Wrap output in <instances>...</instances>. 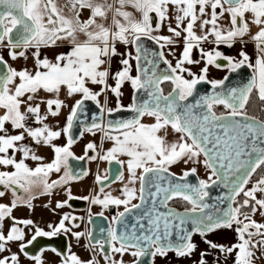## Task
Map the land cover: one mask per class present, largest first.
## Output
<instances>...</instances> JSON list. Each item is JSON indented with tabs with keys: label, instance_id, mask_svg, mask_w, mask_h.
I'll list each match as a JSON object with an SVG mask.
<instances>
[{
	"label": "snow or ice",
	"instance_id": "1",
	"mask_svg": "<svg viewBox=\"0 0 264 264\" xmlns=\"http://www.w3.org/2000/svg\"><path fill=\"white\" fill-rule=\"evenodd\" d=\"M169 6L175 9L176 27L168 26L170 36L154 35L168 19ZM129 7L140 14L139 19L127 10ZM85 10L89 12L87 19L82 18ZM225 13L230 18L228 29H222L217 23ZM205 16L210 18L202 19ZM198 21L201 35L194 31ZM208 25L211 27L206 28ZM250 25L257 28L251 35L256 49L254 62L243 50L237 60L215 49L204 51L201 48L205 66L199 74L184 66L200 63L192 59V51L208 36L214 37L217 45L223 43L232 47L237 39L243 40L250 34ZM182 32L183 51L173 66L164 49L174 44V37H181ZM144 39L153 41L160 51H149L143 44ZM60 42L70 44V50L56 53L52 59L41 57L42 48L58 47ZM117 44L131 45L135 48V55L119 52ZM0 47L8 50L13 61L18 56L25 57L28 49H33L34 57L33 71L27 68L17 70L0 56V110H3L0 114V166L13 169L0 171V186L11 190L14 196L11 206L0 204V253L6 251L8 242L19 241V249L24 252L37 237H52L61 231H71L65 226L70 218L64 215L57 225H48L51 231L36 227L34 234L24 243L25 231L17 225L27 227L33 222L18 220L11 214L18 202L30 206L33 189H42V193L50 194L54 187L80 178L71 173L67 163L73 156L70 148L74 142L71 135L74 118L83 111L84 101H93L101 112L105 111L107 97L103 106L98 97L107 92L117 98L116 109L107 108V111L120 110V90L128 82L133 95L127 110L135 115L131 119L108 122L107 129L118 135H109L102 124L96 123L95 116L92 125L85 129L89 132L93 129L103 131V138L112 140L113 147L99 159L109 163L115 161L122 166L126 164L128 172V182L121 189L123 198L104 193L103 187L100 188L103 199L99 195L83 197L104 208L123 206V211H117L112 217L106 239H95L92 243V233H87L93 251L100 250L104 264H124L122 257L126 253L134 258L132 264H155L156 257L167 258L169 253L177 258L192 256L197 251L193 235H199L209 248L223 253L225 259L234 255L233 264H256L259 259L257 250L264 255V222L253 218L257 213L264 218V175L259 176L250 188L246 187L253 174L264 167V146H261L264 145V120L249 115L247 111L255 99L261 106L260 111L264 112V0H113L111 3L109 0H65L63 6H58L56 0H0ZM18 49L23 50L16 51ZM168 55L174 54L169 52ZM115 56L121 57L122 68L113 75L110 68L102 66L110 65ZM218 60H226L231 72L243 66L251 69L247 83L224 90L228 77L208 81V66L222 67ZM131 61H135V75L132 74ZM161 63L166 65L163 70L159 67ZM184 73L189 78H185ZM109 79L115 82V86L108 83ZM165 82L172 85L166 95L161 88ZM201 82H208L213 90L221 91L200 95L194 98V102H189ZM89 85L99 86V90H93ZM62 88L67 90L69 97L79 95L80 99L75 100L62 129L68 137L67 144L59 147L52 141L60 138L62 132L51 130L44 122L47 116L40 114V103H35V100L41 90L58 97ZM141 91L146 94V99H140L138 94ZM41 102L46 103L47 112L53 117L58 116L65 106L59 98L42 99ZM217 105H222L227 113L218 115L214 110ZM30 115L42 126L29 127ZM145 116L153 117L155 122L142 123L141 118ZM8 124L12 129L20 130L19 134H9ZM168 126L179 134L176 142L168 143L158 135ZM26 136L37 145L42 143L52 147L55 158L51 163L34 169L25 163L28 158L42 159L33 154L31 148L18 143ZM95 147L89 143L85 155L88 150L95 151ZM10 150L21 153L23 158L17 160L9 154ZM121 156L127 160H121ZM91 159L97 157L92 156ZM180 161L185 164L202 163L210 172L207 180L198 178L196 184L188 183L187 178L197 171L193 167L176 177L178 182H173L169 177L175 174L169 169ZM62 167L64 175L49 183V174L60 172ZM106 179L107 175L96 177L97 183L101 184ZM115 179L123 180V173ZM137 181L139 189L134 186ZM213 186L227 189V194L212 197L216 203L209 204L206 198L210 197L208 189ZM152 188L155 190L151 191ZM17 189L28 194L27 198L17 196ZM4 195L5 191H0V197ZM176 198L186 201L191 207L184 212L167 209L168 201ZM69 199H73L70 194ZM136 200L140 203H133ZM225 203L226 206L221 207ZM66 204L67 201L57 202L56 207L62 208ZM159 208L167 211H159ZM128 215H131L130 225L125 220ZM5 218L11 220L6 232L3 230ZM188 224H191L190 231L185 227ZM221 229H234L237 242L225 246L207 239L209 234ZM100 231L103 233L104 229ZM71 234L77 240L85 235L81 232ZM106 246L108 251H105ZM56 254L61 255L60 252ZM116 255L121 259H116ZM206 256L207 252H200L197 264H207ZM149 257L152 258L150 262ZM30 258L36 264H43L40 256ZM0 264H19V258L15 253L0 256ZM63 264L99 262L95 257L84 262L72 253L63 256Z\"/></svg>",
	"mask_w": 264,
	"mask_h": 264
},
{
	"label": "crops",
	"instance_id": "2",
	"mask_svg": "<svg viewBox=\"0 0 264 264\" xmlns=\"http://www.w3.org/2000/svg\"><path fill=\"white\" fill-rule=\"evenodd\" d=\"M82 13L85 16V18L88 17V13L86 12V10L82 11ZM256 31H257L256 26L250 25V34L249 35L251 36V35L255 34ZM159 35H169L170 36L171 34L169 32H167V34L160 32ZM182 37H183V32H182L181 37H174V40H175L174 44L168 45L164 49L165 54H166V58L172 62L173 66L175 65L176 60L179 59V57L183 51V49H182L183 48ZM80 38L83 39V36H81ZM245 44H246L245 45L246 47L243 48L242 43H239V42H234L232 47H228L226 44H223V43L217 45L214 42H210V43L209 42H205V43L201 42L200 45L196 48V51L195 52L192 51V59L198 60V61H200V63H198V64L194 63L191 65L185 64L184 66L186 68L190 69L193 73L199 74L200 69L205 66L204 58L201 56V48L204 51H212L213 49H215L216 51H220L224 56L232 57V58L237 59V60L240 58L239 57L240 51L243 50L244 52H246L248 54V56L250 57L252 62H254L255 58H256L255 43H254V41L251 40V41L246 42ZM70 47H71L70 44H68L66 42H60L58 47L42 48L40 50V54H41V57H48L49 59H52L56 53L66 52V51L70 50ZM117 48H118V51L121 53L131 52L133 55H135L131 45L125 46L123 44H117ZM3 52H4L3 50L0 51V56H3V58L5 59ZM32 52H33V49L26 50L25 51V57H21V59L18 60L17 62H13L11 66L17 70H23V69L27 68L29 70L34 71V57L32 55ZM169 52L173 53L174 55H168ZM120 59H121L120 56H115L111 59L110 65L106 64L102 67L110 68V72L114 75L116 71H119L122 68V65L120 64ZM131 63L133 64L132 74L135 75L134 61H131ZM224 73H225V68H222V67L217 68L213 65H209L208 66L207 79L209 81L219 80L221 77H223ZM184 75H185V78H189L187 76V73H184ZM108 83L112 86H115V82L111 79H109ZM89 87H91L93 90H96V91L99 90V86L89 85ZM132 90L133 89L131 88L130 83L125 82L122 85L121 90H120L122 92V95L119 97V102L122 105V107L129 106ZM105 96L107 97V101H108L105 110H107V108H111V109L116 108L117 98L111 92H107L104 95H101L100 97H98L101 106L104 105ZM54 98H59L60 100H62L64 102V105H65L64 107H62L60 109L59 115L55 116V117L48 114L47 108H46V103L41 102L42 99L46 101L47 99H54ZM77 99H80L79 95L69 97L67 95V90L62 88L58 97L54 93H46L43 90H41L37 94V98L35 100V103H40V108H41L40 114L47 116V119L44 122L49 125L50 129L53 131H61L62 132L63 127L67 123V116L70 114L71 107L73 106V104L75 103V100H77ZM53 110H55V106H53ZM2 112H3V110H0V114H2ZM141 120H142V123H144V124H152L155 122L153 117H148V116L141 118ZM28 126L35 128V127H41L42 125L37 124L34 117H32L30 115L29 120H28ZM6 127L8 128L9 134H19L20 130L12 129L10 124L6 125ZM83 132H87L86 137L84 139H82V141L78 140L79 142L77 141L78 143H75L70 148V151L72 152V154L75 157H77V155L82 153V151H84V149H86V146L89 143L94 144L96 137H98V138L104 137V133L101 130H95L92 132H89V131H83ZM158 133L160 135L162 133V130ZM82 135H83V133H82ZM18 143L28 146L29 148L32 149L33 154L42 158L40 160H35V168L37 166H40L43 164L51 163L52 160L55 158V153L53 152L51 146L43 145L42 143L39 145H37L35 143V146H34V141L32 140L31 137L26 136V139L24 141H21ZM66 143H67L66 135H64L63 132H62L60 138L52 141V144L59 146V147L66 145ZM109 143H111V145H113L112 141ZM103 144H106V143L104 142ZM103 144H102V146H103ZM111 145H110V147H111ZM93 152H94L95 156L97 157V155H98L97 150H95ZM9 154L13 155L17 160L23 158L22 154L19 152L13 153L12 150H10ZM99 156L97 157V159L87 162V166H89L87 171L89 172L88 174H90V177H88V179L86 181H84V183L82 184L84 186V192L81 194L82 196H87V197L91 198L93 196L99 195L100 198L103 199V193H100V188H98L97 186L94 185V181H96L97 175L102 177L104 175V172H105L106 161L99 159ZM120 159L126 161L127 157L121 156ZM31 162H32L31 158H28L25 160V163L27 165H30ZM123 166H125V165H123ZM126 169H127V167H126ZM126 172H127V170H126ZM138 174H139V170H138ZM122 181L120 180V181L114 182V183H112L106 187H103L104 193H110L113 197L123 198L121 189L125 185H123ZM134 186L138 189V181H137L136 185H134ZM73 189L75 190V189H77V187H73ZM77 193H74V195H77ZM93 205H94L93 206L94 211H99L103 214H105L108 210V207H111V206L114 207V210L116 213H117V211H121L123 209V206L117 207L115 205H109L107 208H104L102 205H99V204H93ZM101 208H102V210H100ZM207 239H209V240H211L217 244H223L225 246H231L232 244L237 242L236 233H235L234 229L217 230L216 232L209 234L207 236ZM193 242L197 244V251L195 253H193L192 256L185 257V258H177V257H175V255L173 253H169L167 258L156 257L155 258V264H197L200 252H207V256L205 257L207 264H233L234 255H229L227 257V259H225V255L223 253H220L218 249L214 250V249L209 248L203 242V240L201 239V237L199 235H193Z\"/></svg>",
	"mask_w": 264,
	"mask_h": 264
},
{
	"label": "flooded vegetation",
	"instance_id": "3",
	"mask_svg": "<svg viewBox=\"0 0 264 264\" xmlns=\"http://www.w3.org/2000/svg\"><path fill=\"white\" fill-rule=\"evenodd\" d=\"M223 61L224 60H218L217 62H223ZM222 68H225V73H226V71L228 70L227 61L225 66H222ZM214 110L218 115L222 113L225 114L228 111L220 105L215 106ZM34 146H35V142H34ZM83 155H85V149L84 151H82V153L77 155V157H81ZM92 156H95L93 150H88L87 162L93 161V159H91ZM28 166L34 169L35 160L32 159V162ZM11 170H13L11 169V167L5 168L4 166H0V171H11ZM63 175H64V168L62 167L60 172H51L49 174L48 182L51 183L52 181L59 180L60 177ZM105 175H107L106 163H105V172L101 178H103ZM72 181L73 180H69L67 183L54 187L51 190L50 194L42 193V189H33L31 193L32 199L30 206L26 203L18 202L17 207L13 209L11 214L12 217L18 220L27 219L33 222L32 225L27 227H25L22 224L17 225L18 227L23 228L25 231L24 243H27V241L31 238V236L34 234L36 227H39L43 231H51V229L48 227V225L50 224L44 223L43 217L45 216H50L54 218V216L57 215L58 219L56 221L54 220V222L51 224L55 226L59 223V221L64 215H68L70 219L69 221L65 222V226L70 228L71 231L70 232L61 231L60 233L52 237H47V236L37 237L32 244L26 247L24 252H21L19 249V244H20L19 241L8 242L6 244V251L4 253H0V256L11 255L15 253L19 258V263L36 264L35 260L30 258L35 256H40L43 263H63V256L74 253L81 259V261L86 262L92 259L93 257H95V259L99 262V264H104L103 254L100 252L99 249L93 251L90 243V238L87 235L88 232L92 233V238H91L92 243H94V240L98 239L99 237H103L104 239L107 238L106 229L103 227V223L98 219H91V221L94 222L93 223L94 228L92 231L89 228V222H88L89 216L91 214L101 213V212L94 211L93 210L94 205L90 202V200L83 199V197H86L81 195L84 191V186H80L75 190L71 188ZM97 184H98L97 181H94V185L97 186ZM0 191H5V195L3 197H0V204L11 206V202L14 199L12 191L5 190L3 186H0ZM74 193H77V195H74ZM16 194L17 196H21L25 198H27L28 195L19 189L16 190ZM69 194L73 197V199H77L78 201H72L71 199H69ZM64 201H67V204L64 207L62 208L56 207L57 202L63 203ZM115 214L116 212L114 210V207L111 206L108 207L107 212L103 215H105L106 218L111 223L112 217ZM72 217H76V219L72 220L71 219ZM73 224L77 225V227H72ZM10 226H11L10 218H5V220L3 221V230L6 232ZM101 228L104 229L103 233L100 231ZM72 232H81L84 233L85 235L82 236L79 240H77L71 234ZM73 239H75V241H73ZM52 249H55L56 251H52ZM57 252H60L61 255H57L56 254ZM25 253H27V255H25ZM115 258L121 259V257H119L118 255H116ZM122 259L124 263H130L131 261H133L134 258L130 254L126 253L122 257Z\"/></svg>",
	"mask_w": 264,
	"mask_h": 264
},
{
	"label": "water",
	"instance_id": "4",
	"mask_svg": "<svg viewBox=\"0 0 264 264\" xmlns=\"http://www.w3.org/2000/svg\"><path fill=\"white\" fill-rule=\"evenodd\" d=\"M143 44H144L145 48H147L149 51H156V52L160 51L158 45H156L153 41L144 39ZM132 49H133L134 54H135V48L132 47ZM20 50H22V49H18L16 51H20ZM217 63H219L222 66H225L226 60H224L223 62H217ZM159 67L161 70H163L166 68V65H163L161 63L159 65ZM134 68H135V61H134ZM251 72H252V70L249 69L247 66H243L235 72H231V71L227 70L226 73L223 75V77L220 79V80H222L225 77H228V79L225 80L224 90L231 88V87L240 86L244 83H247L248 79L251 76ZM213 91H221V89L213 90L210 83L201 82L200 84L197 85V87L194 91V97L189 98V102H194V98H198L200 95L211 94ZM132 95H133V90L131 93L130 104L132 103ZM138 95H139L141 100L147 98L146 94L142 91ZM220 106H222V105H220ZM113 109H116V108H113ZM127 109H128V106L122 107L120 110L113 111L111 113H109L107 110L101 112L100 108L97 106V104L95 102L84 101L83 111L79 112L77 117H75L74 121H73V127L71 129V135L73 137L74 142L72 145H74L80 139L83 131H86L85 129L92 125L94 116L97 117L96 123L102 124L107 129V125H108L109 121L115 123L116 121H119V120H126V119L133 118L135 114L133 112H131L130 110H127ZM237 119H239V118H237ZM95 130H98V129H93V131H95ZM107 130L109 131V133H117V132L112 131L110 129H107ZM66 139L68 140L67 136H66ZM261 146H264V145H261ZM83 156L85 158L83 160H81V159H77L78 157H75L73 155L72 157L68 158V162H67L68 163V169L71 171V173L73 175L79 176L80 178L83 177V173H85L87 170V159L88 158H87V155H83ZM201 158L203 159V157H201ZM106 172H107L108 179L103 180L102 184L98 183L97 184L98 188L105 187V186L117 181V179H115V177L122 172V167L120 164H117L115 161H112L111 163L106 161ZM171 173H173V172H171ZM165 175H167V174H165ZM181 175L182 174H175L173 177H169V179L173 180V182H178V181H176V177H179ZM80 178H78V179H80ZM198 178L199 177L197 174L190 175L187 178V182L191 183V184H196ZM78 179H73V180H78ZM138 189H139V182H138ZM150 190L154 191L155 189L152 188ZM208 191L210 193V197L206 198V202L209 204H215L216 203V201L214 199H212V197H217V196L222 195V194H227V189H225L221 186H213V187L209 188ZM71 200L72 201H78L77 199H71ZM173 200H182V199L176 198ZM170 201H172V200H170ZM170 201H168V203ZM182 201H184V200H182ZM135 203H140V201L136 200ZM168 203H167V209H174L177 212H184L185 209H187V208L178 209L176 207L168 205ZM224 206H226V203L224 205H221V207H224ZM190 207H191V205H189V208ZM167 209L166 208H159L158 210L159 211H167ZM121 211H123V209ZM135 211L136 210H134V213H135ZM91 219H98L99 221H101L103 223V227L106 229V233H107V230H108L111 223L109 222V220L106 218L105 215H100V213H95V214H91L89 216V220H88L89 228L92 231L94 228V225H93L94 222H92ZM125 220L130 225L132 222L131 215L126 216ZM117 227L119 228V225H117ZM185 227H187L189 231L191 230V224H188ZM98 239H104V238L99 237ZM106 250H108L107 246L105 247V251ZM147 259L149 262L152 260L151 257H149ZM132 262L133 261H131L130 263H124V264H132Z\"/></svg>",
	"mask_w": 264,
	"mask_h": 264
},
{
	"label": "rangeland",
	"instance_id": "5",
	"mask_svg": "<svg viewBox=\"0 0 264 264\" xmlns=\"http://www.w3.org/2000/svg\"><path fill=\"white\" fill-rule=\"evenodd\" d=\"M57 2V5L58 6H63L65 4V0H56ZM109 2H113V0H109ZM128 11L130 12H133V14L136 16L137 19H139V16L140 14L138 12H135L134 9H132L131 7L127 8ZM218 13H219V9H217ZM210 12V10H208ZM88 13V16H89V12L86 11ZM65 14H67V9H65ZM175 9L172 8L171 6H169V17L168 19L163 22V25L162 27L160 28L159 32H154L153 34L154 35H159V33H164V34H167L168 32V26L171 25L173 28L176 27V24H175ZM83 15V13H82ZM154 16V14H151ZM83 19H87L85 18V16L83 15L82 16ZM210 18L209 16H205V17H202V19H208ZM110 19H111V14H109V22H110ZM186 23V22H185ZM217 23L220 25V27L222 29H228L230 28V18L228 17L227 13L224 14V16L220 17V19L217 21ZM155 27V23L153 25ZM211 25H208L206 26V28H210ZM194 31L196 32L197 35H201V29H200V26H199V21L197 22V24L194 26ZM184 35V33H183ZM251 36L250 35H246L243 40H240V39H237L235 42H239V43H242L243 45V48H245L246 46V42L248 41H251ZM202 43H205V42H214V37L212 36H208V39L205 40V41H201ZM200 42V43H201ZM182 43H183V37H182ZM196 48L197 47H194L193 48V51L195 52L196 51ZM183 49V48H182ZM3 50V54H4V57H5V61H7V63L9 65H12L13 62H17L18 60L21 59V57H17V59L15 61H13L9 55H8V50L5 49V48H2L0 47V51ZM46 108H47V105H46ZM87 132H83V135L80 137L81 139H79V141H82V139H84L86 137V134ZM104 133V132H103ZM109 135H118V133H110ZM159 135V133H158ZM160 136L164 137L166 139V141L168 143H173V142H176L178 140V136L179 134L178 133H175L170 126L166 127L165 129H162V133L160 134ZM78 141V142H79ZM112 140L110 139H106V138H98L96 137V140L94 142V145L96 146L95 147V150H97V157L99 155H102L104 153H106L111 147H113V145H111V142ZM76 142V143H78ZM106 143V144H103V143ZM113 142V141H112ZM103 144V146H102ZM111 145V147H110ZM121 158V157H119ZM200 159L202 160V158L200 157ZM122 166V165H121ZM126 166V164H125ZM125 166H122V169H123V176H124V179L122 181L123 185L127 184L128 182V173L126 172V167ZM89 166H87V169H88ZM195 167L196 168V174L198 175L199 179H205L207 180V177L208 175L210 174L209 171L203 166L202 163H192V162H189L187 164H185L183 161H180L176 164H173L171 167H170V171L175 173V174H183L184 171L186 170H190L191 168ZM86 173L87 175H83V177H81L80 179L78 180H73L72 181V184H71V188L73 187H77L79 188V186H83L82 184L84 183V181H86L88 179V177H90V174H88L89 172L86 170ZM257 178L255 179H251L249 185H247L246 187L250 188L252 186V183H254L256 181ZM120 181V180H118ZM84 192V191H83ZM243 199V197H242ZM136 201H133V203H135ZM102 210V208L100 209ZM49 218V219H48ZM257 222H264V218H262L258 213L253 217ZM44 219V223H47V224H52L54 222V220L56 221L58 219L57 215L53 217H50V216H45L43 217ZM51 221V222H50ZM73 241H75V239H73ZM256 255L257 257H259V259L256 261V264H264V255H261L260 251L257 250L256 252ZM19 264H28V263H19ZM31 264H35V263H31ZM43 264H63V263H43Z\"/></svg>",
	"mask_w": 264,
	"mask_h": 264
},
{
	"label": "trees",
	"instance_id": "6",
	"mask_svg": "<svg viewBox=\"0 0 264 264\" xmlns=\"http://www.w3.org/2000/svg\"><path fill=\"white\" fill-rule=\"evenodd\" d=\"M161 88L164 91V94L168 93L172 89V85L170 82H165L161 85ZM260 105L253 99V102L250 103L248 106V114L249 115H254L258 117L261 120H264V112L260 111ZM264 174V167H261L260 169L257 170L256 173L253 174L252 179L259 178V176ZM242 199V196L240 197ZM168 205L176 207L178 209H184V208H189V205L182 200H172L168 203Z\"/></svg>",
	"mask_w": 264,
	"mask_h": 264
},
{
	"label": "built area",
	"instance_id": "7",
	"mask_svg": "<svg viewBox=\"0 0 264 264\" xmlns=\"http://www.w3.org/2000/svg\"><path fill=\"white\" fill-rule=\"evenodd\" d=\"M264 175V174H263Z\"/></svg>",
	"mask_w": 264,
	"mask_h": 264
}]
</instances>
